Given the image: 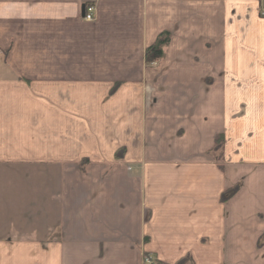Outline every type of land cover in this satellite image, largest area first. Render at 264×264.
I'll return each instance as SVG.
<instances>
[{"label":"crops","instance_id":"obj_1","mask_svg":"<svg viewBox=\"0 0 264 264\" xmlns=\"http://www.w3.org/2000/svg\"><path fill=\"white\" fill-rule=\"evenodd\" d=\"M146 259L264 264V0H0V264Z\"/></svg>","mask_w":264,"mask_h":264},{"label":"trees","instance_id":"obj_2","mask_svg":"<svg viewBox=\"0 0 264 264\" xmlns=\"http://www.w3.org/2000/svg\"><path fill=\"white\" fill-rule=\"evenodd\" d=\"M170 41H171V34L169 32L161 33L160 36L155 41V43L147 48L146 53H145V61H146V63L147 64H155V63H157L159 61H162L164 59V57H165V50L168 47ZM223 145H224V137H222V136L216 137V139H215V147H214V149H213L211 154H213L215 156L218 153L219 150L223 149ZM116 156H117V159H120L123 156L122 151H119ZM216 158L217 157L214 158L215 161H216ZM236 190H237V188L233 189V190H231L229 192H226L223 195L222 200L223 201L226 200Z\"/></svg>","mask_w":264,"mask_h":264},{"label":"built area","instance_id":"obj_3","mask_svg":"<svg viewBox=\"0 0 264 264\" xmlns=\"http://www.w3.org/2000/svg\"><path fill=\"white\" fill-rule=\"evenodd\" d=\"M94 14H95V8L93 6H88L87 13L85 16V21L92 22Z\"/></svg>","mask_w":264,"mask_h":264},{"label":"rangeland","instance_id":"obj_4","mask_svg":"<svg viewBox=\"0 0 264 264\" xmlns=\"http://www.w3.org/2000/svg\"><path fill=\"white\" fill-rule=\"evenodd\" d=\"M95 15H96V11H95ZM95 15L93 17V22L95 21ZM92 23V22H91ZM161 61L157 62L156 64H159Z\"/></svg>","mask_w":264,"mask_h":264}]
</instances>
